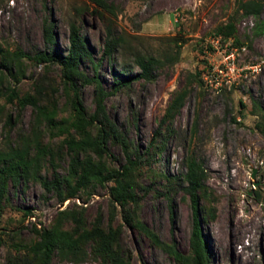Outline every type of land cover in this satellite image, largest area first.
<instances>
[{"label": "rangeland", "instance_id": "obj_1", "mask_svg": "<svg viewBox=\"0 0 264 264\" xmlns=\"http://www.w3.org/2000/svg\"><path fill=\"white\" fill-rule=\"evenodd\" d=\"M105 1L113 15L99 14L89 0H0V49L30 57L47 51L43 27L50 24L56 50L65 53L69 24L74 23L98 63L94 70L84 60L79 69L88 77L96 75L110 92L105 111L135 162L137 219L161 242L180 254L189 252L194 218L181 183L184 159L193 157L204 170L206 200L200 198L198 219L210 264H264V0H256L262 4L257 15L239 8L248 0ZM228 20L234 22V33H216ZM108 34L120 40L106 56ZM137 56L155 60L149 79L121 85L124 76L140 72ZM13 65L17 80L3 79L0 85V150L16 147L34 126V110L16 99L9 102L7 85L18 97L39 93L42 104H53L55 121L71 114V95L64 92L58 65L44 67L26 56ZM77 87L82 106L92 112L94 85L79 81ZM183 87L182 106L159 125L170 98ZM37 129L53 156L50 160L46 154L34 173L51 178L55 169L63 175L68 160L63 135L44 121ZM107 152L108 166L125 163L118 143L108 142ZM90 191L85 201L58 203L36 179L8 182V201L0 205V264H6L12 238L33 239L32 224L49 225L65 207H83L88 223L98 218L104 226L119 227V247L130 264H182L124 222L106 187ZM202 206L207 215L201 216ZM25 210L29 213L23 215ZM50 264L108 263L91 255L73 262L54 252Z\"/></svg>", "mask_w": 264, "mask_h": 264}, {"label": "trees", "instance_id": "obj_2", "mask_svg": "<svg viewBox=\"0 0 264 264\" xmlns=\"http://www.w3.org/2000/svg\"><path fill=\"white\" fill-rule=\"evenodd\" d=\"M95 11L113 15L111 4L105 0H89ZM261 3L248 0L239 4L244 14L257 15ZM235 31L234 22L228 20L225 24L215 28L216 33L224 37L231 36ZM43 34L48 45L47 51H38L31 57L20 50L8 53L0 49V85L3 79L17 80L14 61L20 57H28L36 63L56 64L60 67L64 92L70 93L71 114L67 118L55 121L53 104H42L39 93L24 94L18 97L11 86L5 88V96L9 102L16 99L19 106L29 105L34 110V126L29 137H21L16 147L0 150V205L7 203L6 190L8 182L17 184L31 177L39 181L45 191L54 194L58 203L74 198L85 201L91 195L94 186L106 187L109 201L117 205L122 219L129 226L144 234L150 242L172 256L176 262L182 264H210L206 242L204 241L199 225L200 198L206 200L204 170L201 163L193 157H185V172L182 175L181 189L188 195L193 212V227L189 238V252L180 254L171 245L161 242L157 236L134 215L137 204L135 194V162L130 157L126 141L122 132L114 125L105 111L104 100L110 94L105 90L96 75L88 77L80 69L82 61L87 60L95 70L97 62H93L90 51L79 34L74 23L69 24L68 47L65 53L56 50L54 33L50 24L44 25ZM119 37L108 34L105 42L104 54L109 56L112 49L119 42ZM140 68L137 74L123 77L121 85L132 80L150 77V68L155 60L152 57H135ZM17 64V63H16ZM18 68V65H17ZM92 83L95 88L94 110L87 112L78 97L77 82ZM187 93L183 87L176 91L159 120V125L171 120L182 106ZM264 118V112L261 114ZM41 121L49 129H56L63 135L61 145L65 147L68 156L66 171L60 175L52 172L51 178H42L34 173L38 163L47 154L51 160L53 152L46 145L41 144L39 130ZM264 129V128H263ZM38 130V131H37ZM72 130V131H71ZM38 132V133H37ZM115 142L121 146L125 156V163L120 166H108V142ZM52 163V162H51ZM256 197L260 195L256 192ZM264 200V196L262 197ZM83 207H65L57 211L52 222L47 226L36 227L32 224L33 239L24 241L13 239L7 251L6 264H50L52 254L57 252L66 256L73 262L86 259L89 255L108 264H130L128 256L125 257L118 243L119 227L112 228L110 224L104 226L98 218L91 223L83 217ZM201 216L208 214V209L202 206ZM29 213L25 210L23 215ZM0 237V246L3 244Z\"/></svg>", "mask_w": 264, "mask_h": 264}, {"label": "bare ground", "instance_id": "obj_3", "mask_svg": "<svg viewBox=\"0 0 264 264\" xmlns=\"http://www.w3.org/2000/svg\"><path fill=\"white\" fill-rule=\"evenodd\" d=\"M229 227L231 228V224H230V222H229ZM237 227H239V226H237ZM236 228V227H235ZM232 230V229H231ZM238 230V229H237ZM236 231V230H235Z\"/></svg>", "mask_w": 264, "mask_h": 264}]
</instances>
